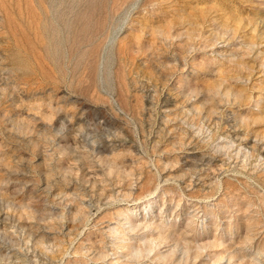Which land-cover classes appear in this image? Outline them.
Returning <instances> with one entry per match:
<instances>
[{"label":"rangeland","instance_id":"obj_1","mask_svg":"<svg viewBox=\"0 0 264 264\" xmlns=\"http://www.w3.org/2000/svg\"><path fill=\"white\" fill-rule=\"evenodd\" d=\"M0 264H264V0H0Z\"/></svg>","mask_w":264,"mask_h":264}]
</instances>
